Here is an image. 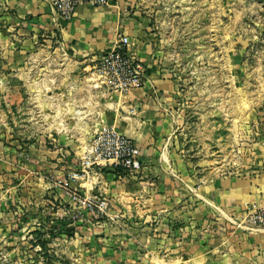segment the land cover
<instances>
[{"label":"rangeland","instance_id":"374dc122","mask_svg":"<svg viewBox=\"0 0 264 264\" xmlns=\"http://www.w3.org/2000/svg\"><path fill=\"white\" fill-rule=\"evenodd\" d=\"M119 1L174 85L172 174L190 188L226 178L264 181V0ZM21 38L0 21V264H96L101 240L121 248L114 241L121 232L155 226L159 217L131 213V204L145 193L127 182L110 189L131 190L127 199L96 195L106 202L104 214L91 215L70 202L67 189L85 195L68 178L78 169L77 155L66 146L76 140L67 144L65 136L34 128L38 115L29 97L20 111L4 97L31 93L27 86L19 88L24 74L41 80L43 97L56 91L69 96L66 77L76 69H66L69 61L57 35L30 38L29 52L21 48ZM95 178L90 176L96 184ZM146 205L142 200L141 208ZM259 205L264 203L245 207ZM245 207L231 214H214L212 208L193 224L172 223L170 247L195 256L196 264H264L263 249L253 238L264 227L244 220Z\"/></svg>","mask_w":264,"mask_h":264},{"label":"crops","instance_id":"0c3cea01","mask_svg":"<svg viewBox=\"0 0 264 264\" xmlns=\"http://www.w3.org/2000/svg\"><path fill=\"white\" fill-rule=\"evenodd\" d=\"M0 21L8 29L15 30V35L23 37L21 48L26 52L30 50L25 48L27 41L43 34L57 35L65 46L69 61L66 69H76L75 75L66 77L70 79L69 96L62 97L56 91L53 95L43 97L41 80L24 74L23 80H18V84H21L19 88L27 86L31 88V93L23 96L18 94L16 97L7 94L4 98L7 104L16 102L20 111V104L26 102V96L29 97L34 105L33 113L38 115L34 117L35 120L38 118L34 128L40 133L44 131L65 136L63 139L67 144L73 142L70 140L72 138L76 140L73 146H66L77 155L76 169L80 168L79 158L83 147L97 131L105 128H114L131 138L139 149L143 167L139 174L118 179L114 168L106 165L98 172L88 170L85 176L73 184L85 195L94 198L105 195L108 199L119 201L127 199L132 191L129 193V189L117 187L115 191L110 190L114 183L140 185L139 188L143 190L141 194L145 193L142 200L149 205L141 208L140 199L136 204H131V213L146 215L152 212L159 217L155 226L135 224L138 227L131 229V232H121V237L114 238L115 244L121 248H111L107 243L110 241L101 240L105 242L104 248L96 252L99 256L96 264H117V260L120 261L118 264H196L198 259L195 256H182L170 247L172 243L168 236L172 232V223L193 224L195 218L200 214L211 213L212 208L214 214L217 211L231 214L240 213L248 202L264 203V181L261 179L226 178L190 188L179 175L176 177L172 174L176 162L173 153L174 85L169 71L160 68L155 58L157 56L143 43V33L135 20L128 17L119 0H110L103 7L80 6L70 21H63L54 14L47 0H0ZM119 32L129 36L132 54L143 62L145 82L141 88L126 95H109L98 84L94 69L99 56L111 47ZM17 66V70L20 69ZM60 151L63 152V149ZM90 176H96L99 184L92 182ZM191 189L194 190L193 194ZM146 194L151 195L148 198L152 202ZM193 195L197 198H193ZM191 201L202 202L193 205ZM104 225L106 233L108 226ZM254 233L255 244L264 252V229ZM225 259L226 263L230 261ZM215 262L213 260V264Z\"/></svg>","mask_w":264,"mask_h":264},{"label":"built area","instance_id":"2783aa9c","mask_svg":"<svg viewBox=\"0 0 264 264\" xmlns=\"http://www.w3.org/2000/svg\"><path fill=\"white\" fill-rule=\"evenodd\" d=\"M110 0H47L50 9L63 21H70L80 6L103 7ZM129 36L119 32L110 48L97 59L94 74L98 84L107 94L126 95L141 88L145 82V66L130 49ZM80 168L70 173V181H77L88 170L98 172L109 165L114 168L117 178L135 176L142 170L140 152L134 141L114 128L97 131L83 147L79 158ZM72 204L91 212L104 214L106 202L94 197L81 195L76 188L67 189ZM244 220L253 226L264 227V205L245 207Z\"/></svg>","mask_w":264,"mask_h":264},{"label":"trees","instance_id":"16d2710c","mask_svg":"<svg viewBox=\"0 0 264 264\" xmlns=\"http://www.w3.org/2000/svg\"><path fill=\"white\" fill-rule=\"evenodd\" d=\"M34 233H38V232H34Z\"/></svg>","mask_w":264,"mask_h":264}]
</instances>
